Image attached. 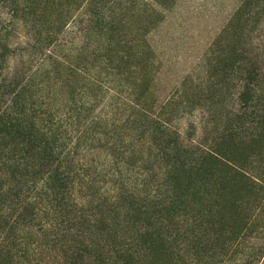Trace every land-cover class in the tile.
Instances as JSON below:
<instances>
[{
    "label": "rangeland",
    "instance_id": "rangeland-1",
    "mask_svg": "<svg viewBox=\"0 0 264 264\" xmlns=\"http://www.w3.org/2000/svg\"><path fill=\"white\" fill-rule=\"evenodd\" d=\"M0 117V169L53 143L82 237L264 264V0H0Z\"/></svg>",
    "mask_w": 264,
    "mask_h": 264
},
{
    "label": "trees",
    "instance_id": "trees-1",
    "mask_svg": "<svg viewBox=\"0 0 264 264\" xmlns=\"http://www.w3.org/2000/svg\"><path fill=\"white\" fill-rule=\"evenodd\" d=\"M4 128L0 117V138L7 133ZM22 137L36 155L8 158L11 163L0 169V264H35L43 247L59 248L55 264H139L129 245L81 236L80 222L70 219L76 212L67 214L78 207L70 194L74 189L67 187L70 171L56 167L55 147L48 139ZM203 157L214 160L209 154Z\"/></svg>",
    "mask_w": 264,
    "mask_h": 264
}]
</instances>
